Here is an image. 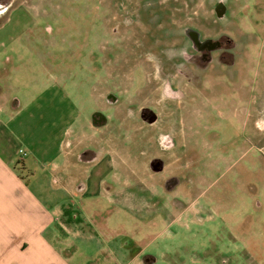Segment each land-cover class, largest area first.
I'll return each mask as SVG.
<instances>
[{
	"label": "rangeland",
	"instance_id": "obj_1",
	"mask_svg": "<svg viewBox=\"0 0 264 264\" xmlns=\"http://www.w3.org/2000/svg\"><path fill=\"white\" fill-rule=\"evenodd\" d=\"M7 1L0 24L18 37L0 53L7 68L0 78L3 97L25 103L49 85L51 70L81 110L84 136L69 150L71 166L41 174L47 199L84 218L74 245L95 253L129 243L157 256L155 264H264V138L254 127L247 153L246 104L236 112L230 103L236 92L237 100H245L246 91L258 95L264 89V0H226L222 19L214 9L218 0ZM233 19L238 37L246 42L252 33L260 47L247 46L232 69L234 79L226 71L212 72L219 67L202 79H178L151 50L150 40L157 47L175 45V33L186 26L203 36L233 35ZM164 84L177 95H166ZM108 92L120 96L121 108L102 99ZM141 106L158 120H142ZM100 107L109 121L92 126L89 117ZM164 135L172 147L161 142ZM154 156L164 159L161 173L150 167ZM97 159L103 164L93 176L102 181L95 187L88 177L98 170L92 166ZM249 164L253 170H246ZM172 174L181 181L169 191L162 184ZM79 186L89 191L79 192ZM110 188L121 194L109 193ZM199 188L204 189L200 202ZM176 198L193 201L191 211L173 205ZM102 226L110 227L111 239L101 238Z\"/></svg>",
	"mask_w": 264,
	"mask_h": 264
},
{
	"label": "crops",
	"instance_id": "obj_2",
	"mask_svg": "<svg viewBox=\"0 0 264 264\" xmlns=\"http://www.w3.org/2000/svg\"><path fill=\"white\" fill-rule=\"evenodd\" d=\"M12 31L15 29L8 24H0V53L18 37ZM4 63L0 57V78L7 74ZM48 72L52 78H48L49 85L25 103L3 97L4 86L0 84V115L7 114L6 119H0V264H151L143 262V251L133 250L129 243H124L122 250L121 245L99 247L95 253L77 247L74 237L81 233L77 224L84 218L47 199L46 181L41 174L46 168L53 170V175L58 170L63 172V168L68 170L72 164L69 150L84 136L78 125V104L56 81L57 75ZM90 124H94L92 119ZM22 147L27 152L24 157L19 154ZM76 151L81 152V148ZM100 160L92 165L98 170H91L88 177L89 185L95 187L102 181L93 176L94 171L99 174L103 164ZM79 187V192L89 191ZM108 191L121 194L115 188ZM87 220L91 223L95 219ZM107 229L110 227L98 229L101 238L111 239Z\"/></svg>",
	"mask_w": 264,
	"mask_h": 264
},
{
	"label": "flooded vegetation",
	"instance_id": "obj_3",
	"mask_svg": "<svg viewBox=\"0 0 264 264\" xmlns=\"http://www.w3.org/2000/svg\"><path fill=\"white\" fill-rule=\"evenodd\" d=\"M9 4V1L7 0H0V15L5 11L6 6ZM215 13L216 16L219 19L226 18L227 17V1L226 0H218L217 4L215 5ZM234 20V19H233ZM235 21V20H234ZM235 26V27H234ZM234 29L235 33L233 35H229L227 33L220 34L219 36H203V33L201 30L196 29L191 26H186L185 28H182L176 32V36L179 37L175 45H168L166 42L163 45H160L157 47V44L155 40H150L149 42L154 43L153 47H151L152 52L154 53L155 57L158 60H165L169 63V66L173 69L174 74L179 79V76H182L183 78H198L202 79L203 75L208 73L210 71L211 67L220 69H212V72L215 74H222V72L226 71L231 74L229 76L231 79H234L233 77V68L236 66L237 61L241 56L245 55V51L248 48L252 47L251 42H255L256 49L259 44L256 42L257 37L253 35L252 33H249L248 39L246 42L244 39H240L238 37V30L239 26L234 22ZM156 34V33H155ZM163 36V34H161ZM166 35V33L164 34ZM174 33L171 32L168 34L169 36H173ZM248 43V45H247ZM264 47V44H262ZM157 47V48H156ZM154 49L157 50V52H154ZM159 53V54H157ZM261 53V51H259ZM108 61V60H107ZM211 72V73H212ZM163 92L168 96H176L177 93L174 92L168 84L163 85ZM264 89H261L260 93L257 95L254 92L246 91L245 94V100L243 98H239L237 100L238 93H234V96L236 100L230 101L231 106L236 110L237 112V106L239 104L244 107L246 104V110L244 115V120L246 124V134L244 135L245 140L247 142V153L249 152V149L253 146V137H254V127L258 128V136L259 138H264ZM260 95V96H259ZM102 98V97H101ZM111 98H114L111 100ZM106 103L108 105L115 106L120 105L119 108H121V98L118 95L112 94L111 92H108L104 98ZM111 102V103H110ZM116 102V103H115ZM245 109V108H244ZM140 118L147 121L150 124L155 123L158 120L157 114L147 106H141L140 108ZM92 122L96 124L97 126H104L108 123L109 119L108 116L103 112V110L100 108H95L93 114L91 115ZM261 139V140H262ZM162 143H165L169 145L170 147L173 146L174 142L173 140L168 136L164 135L163 139H161ZM89 151H85L81 154V157L83 158L84 154H87ZM263 153V151H262ZM150 167L152 170L158 173H161L164 171L165 168V162L162 157L154 156L150 162ZM251 164V163H250ZM250 164L246 167V170H253L251 169ZM236 180V175L234 176ZM180 178L172 174L165 178L162 186L166 188L167 190H173L176 186L180 184ZM227 186V185H225ZM233 182H230V189L229 194L231 195V189L233 190ZM199 187V185H198ZM200 189V188H199ZM220 191H225L223 187H220ZM200 193L198 195V202H200L201 197L204 195V189H200ZM221 202L224 201V199H220ZM193 201L188 202H180L177 198L176 200L173 199V205L177 204L179 205L183 211L187 209V211H191L190 207L192 205ZM232 201L230 200V207H231ZM204 207L205 205L199 204L198 207ZM204 213V211H203ZM200 220V219H198ZM141 260L145 263H151L155 264L158 260L157 256L153 254H142ZM228 264H231L230 262Z\"/></svg>",
	"mask_w": 264,
	"mask_h": 264
},
{
	"label": "built area",
	"instance_id": "obj_4",
	"mask_svg": "<svg viewBox=\"0 0 264 264\" xmlns=\"http://www.w3.org/2000/svg\"><path fill=\"white\" fill-rule=\"evenodd\" d=\"M19 153L22 155H26V151H24V149H22V148L19 149Z\"/></svg>",
	"mask_w": 264,
	"mask_h": 264
}]
</instances>
